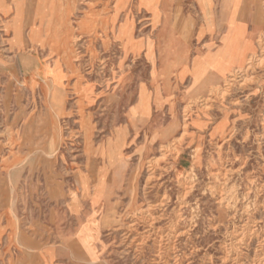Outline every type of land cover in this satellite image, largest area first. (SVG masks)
I'll list each match as a JSON object with an SVG mask.
<instances>
[{"label": "rangeland", "instance_id": "1", "mask_svg": "<svg viewBox=\"0 0 264 264\" xmlns=\"http://www.w3.org/2000/svg\"><path fill=\"white\" fill-rule=\"evenodd\" d=\"M243 1L0 0V264H264Z\"/></svg>", "mask_w": 264, "mask_h": 264}, {"label": "bare ground", "instance_id": "2", "mask_svg": "<svg viewBox=\"0 0 264 264\" xmlns=\"http://www.w3.org/2000/svg\"><path fill=\"white\" fill-rule=\"evenodd\" d=\"M232 0H223V8L225 7L226 9L229 7V5H230V2H231ZM243 8H245V6H250L251 5V7L253 6V8H254V12H253V14H252V21H253V24H254V28H253V30L251 31V33H252V35H251V33H250V35L251 36H249V35H244V33H243V31H241V30H239L237 27H236V23H235V21H234V19H232L231 17H230V19H229V21H228V25H229V27H228V32H227V34H225L226 35V37H224L223 38V42H224V44L227 46V48L229 47V52L227 51V55L229 56L230 54H234V52L233 51H231L230 49H232V46L234 45V38L237 40V38L238 37H236L237 35V33H240L241 35H244V37L242 36L241 38H240V40L242 39L243 41H244V39H245V37L247 38L246 40V45L244 46L243 45V47L241 48V49H243V50H245L246 48H247V50L246 51H238V52H236L235 54H237L238 56H237V62H239L240 63V65L241 64H243L242 66H241V68H238V70L236 69V71L235 72H240V70L241 71H245L247 68H250L251 66H252V64L254 63L255 64V61L257 60L256 59V55H255V52H253V54H251V56H246V52H249L248 50L250 49V50H253V43H254V39H255V37H257L258 39L256 40L257 42H258V45L259 46H262V45H264V0H244L243 1ZM207 9V8H206ZM23 12L25 13L26 12V10L25 9H23V10H21V13H19V14H23ZM211 13V12H210ZM232 13V12H231ZM241 22V21H240ZM244 23V22H243ZM253 31H255V35L253 34ZM248 32V31H247ZM234 35V36H233ZM233 36V37H232ZM237 42H238V40H237ZM236 42V43H237ZM262 48V47H261ZM228 61V60H227ZM258 61H259V59H258ZM261 62V61H260ZM259 62V63H260ZM263 62V61H262ZM256 63H257V61H256ZM253 64V65H254ZM261 64V63H260ZM69 67L71 68V71H72V69L73 70H76V68H75V62L72 60V61H70V63H69ZM244 69V70H243ZM234 71L233 72H231V74H230V77L227 79V80H225V82H227L228 84H230V81H231V77L232 76H234L236 73H235ZM237 72V73H238ZM237 75V74H236ZM77 76H79L78 74H77ZM238 77V76H237ZM227 78V77H226ZM234 79H236V78H233V80ZM245 79V78H244ZM230 87V86H229ZM46 88L47 89H49L50 90V92H51V94H50V96L51 97H53L54 99H57V97H58V93H60L59 92V90H62L58 85H55V84H46ZM213 90V89H212ZM217 90H219V88L218 87H215V89L213 90L214 92L215 91H217ZM208 98V97H207ZM203 101V100H202ZM61 102H63V101H61ZM52 109V108H51ZM63 111V110H62ZM48 137V136H47ZM153 164V163H152ZM261 261V260H260Z\"/></svg>", "mask_w": 264, "mask_h": 264}, {"label": "water", "instance_id": "3", "mask_svg": "<svg viewBox=\"0 0 264 264\" xmlns=\"http://www.w3.org/2000/svg\"><path fill=\"white\" fill-rule=\"evenodd\" d=\"M18 54V58H19V63H20V68L22 70H24V68L27 67H31L34 69H40L42 64L39 60V58L35 57V56H30V55H23L20 52L17 53ZM27 62H29V64L27 65Z\"/></svg>", "mask_w": 264, "mask_h": 264}]
</instances>
